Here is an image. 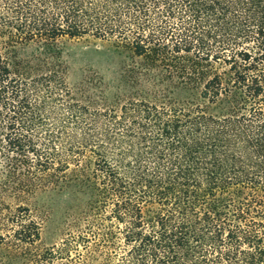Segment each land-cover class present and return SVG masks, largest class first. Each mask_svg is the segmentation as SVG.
I'll list each match as a JSON object with an SVG mask.
<instances>
[{
    "label": "trees",
    "instance_id": "obj_1",
    "mask_svg": "<svg viewBox=\"0 0 264 264\" xmlns=\"http://www.w3.org/2000/svg\"><path fill=\"white\" fill-rule=\"evenodd\" d=\"M86 37L218 65L200 93L214 112L80 101L63 72L22 78L12 68L22 61L1 53ZM0 171V192L61 177L95 192V243L81 264H264V0H0ZM28 210H14L15 253L0 264L69 258L23 252L39 237Z\"/></svg>",
    "mask_w": 264,
    "mask_h": 264
},
{
    "label": "rangeland",
    "instance_id": "obj_2",
    "mask_svg": "<svg viewBox=\"0 0 264 264\" xmlns=\"http://www.w3.org/2000/svg\"><path fill=\"white\" fill-rule=\"evenodd\" d=\"M5 58L22 61L13 72L22 78H30L39 73L59 71L65 74L75 99L84 101L86 95H96L108 104H122L130 99L144 100L154 104H200L214 112L200 97L202 87L215 74L222 72L218 65L197 62L191 56L175 58L173 63L154 61V58L136 57L128 45L114 41L93 38L69 40L59 39L50 45L26 43L18 45L15 53L7 54L1 46ZM53 55L54 67H38L36 57ZM193 72L187 79L185 73ZM162 93L161 97L158 96ZM90 171V170H89ZM68 176V177H67ZM66 178H73L67 175ZM2 171H0V184ZM53 187L38 189L32 193L9 191L0 192V259L12 257L15 230L13 212L18 207L28 208L30 219L39 227L38 239L32 238L20 244L26 255H38L48 251H62L71 264H81L90 255L95 243L94 195L90 188L80 189L61 177ZM105 215L102 214L106 225ZM91 261V256H90ZM8 260V259H6ZM19 260V259H18ZM64 259L57 264H64ZM13 261H16L14 259ZM14 263V262H13ZM15 264V263H14ZM18 264V262L16 263Z\"/></svg>",
    "mask_w": 264,
    "mask_h": 264
}]
</instances>
